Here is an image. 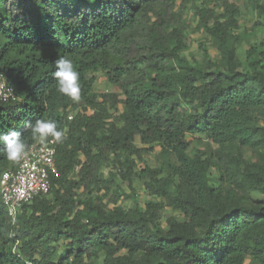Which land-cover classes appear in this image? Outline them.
I'll list each match as a JSON object with an SVG mask.
<instances>
[{
	"label": "trees",
	"instance_id": "obj_1",
	"mask_svg": "<svg viewBox=\"0 0 264 264\" xmlns=\"http://www.w3.org/2000/svg\"><path fill=\"white\" fill-rule=\"evenodd\" d=\"M190 3L218 58L205 43L185 54ZM248 4L264 20V0ZM241 17L237 0H0V73L18 97L0 102V134L27 150L39 142L27 122L62 132L48 138L49 194L15 226L0 200V264H264V159L244 150L264 146V42L241 60ZM60 56L79 73L78 102L56 90ZM98 72L111 91L94 90ZM156 150L159 167L144 159ZM19 160L0 154V181ZM119 182L141 183L144 204H123ZM166 209L181 220L162 226Z\"/></svg>",
	"mask_w": 264,
	"mask_h": 264
},
{
	"label": "built area",
	"instance_id": "obj_2",
	"mask_svg": "<svg viewBox=\"0 0 264 264\" xmlns=\"http://www.w3.org/2000/svg\"><path fill=\"white\" fill-rule=\"evenodd\" d=\"M18 101L14 89L6 82L0 73V102ZM73 116H69L72 120ZM56 140L52 139L41 144L31 145L20 158L14 171L3 174L0 181V200L15 226L19 211L23 205L39 196L49 194L54 178L58 176L56 166ZM15 248L19 245L15 234L11 233Z\"/></svg>",
	"mask_w": 264,
	"mask_h": 264
},
{
	"label": "rangeland",
	"instance_id": "obj_3",
	"mask_svg": "<svg viewBox=\"0 0 264 264\" xmlns=\"http://www.w3.org/2000/svg\"><path fill=\"white\" fill-rule=\"evenodd\" d=\"M239 6L242 10V17H241V30H246L248 33L251 34L248 41L243 42L239 49L238 54L243 62L246 60V50L249 47V43H257V42H264V20L258 18L255 12L252 10L251 6L248 4V0H237ZM192 3H190L185 9L184 18L189 23V32L191 38V46L190 49L185 53L188 57H200L201 56V43H205L208 47L209 53L213 58H218V52L212 46V42L208 41L205 34L203 32L194 31L197 25V19H195L192 11ZM95 75L96 84L94 90L98 93H105L111 91L110 86L107 84L104 76L102 73L98 72ZM191 139V138H189ZM205 141V140H204ZM206 142V141H205ZM195 148H205V143H197L194 142ZM247 153L248 157H254L256 159H264V146L261 147L260 150L251 151L249 149H244ZM145 161L150 166H161L163 165V159L159 155V151L156 150L144 156ZM108 166L105 167L104 173L108 175V171L113 168L112 166V159H110ZM143 166V164H140ZM118 188L117 191L122 195L121 201L123 204H131L133 200H137L138 202L144 204L147 194L145 189L143 188L141 183H134L133 187H129L127 184L123 182H119L117 184ZM170 216H175L177 219L181 220V214L178 212H174L170 209H166L161 217L162 226H165L166 219Z\"/></svg>",
	"mask_w": 264,
	"mask_h": 264
},
{
	"label": "clouds",
	"instance_id": "obj_4",
	"mask_svg": "<svg viewBox=\"0 0 264 264\" xmlns=\"http://www.w3.org/2000/svg\"><path fill=\"white\" fill-rule=\"evenodd\" d=\"M55 68L53 77L56 82V90L73 102H78L80 99L79 73L72 60L67 56H60L55 61ZM25 130L30 132L32 138L41 144L46 143L49 137L59 140L62 136V132L57 129L56 123L45 119L27 122ZM0 142L4 145L0 154L9 161H18L26 152V144L21 138V134L15 130L0 134Z\"/></svg>",
	"mask_w": 264,
	"mask_h": 264
}]
</instances>
